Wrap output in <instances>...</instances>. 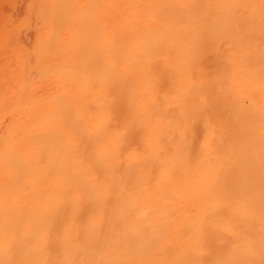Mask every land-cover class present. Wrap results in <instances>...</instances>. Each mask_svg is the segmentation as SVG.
Here are the masks:
<instances>
[{"label": "bare ground", "instance_id": "bare-ground-1", "mask_svg": "<svg viewBox=\"0 0 264 264\" xmlns=\"http://www.w3.org/2000/svg\"><path fill=\"white\" fill-rule=\"evenodd\" d=\"M2 4L0 264H264V0Z\"/></svg>", "mask_w": 264, "mask_h": 264}, {"label": "rangeland", "instance_id": "rangeland-1", "mask_svg": "<svg viewBox=\"0 0 264 264\" xmlns=\"http://www.w3.org/2000/svg\"><path fill=\"white\" fill-rule=\"evenodd\" d=\"M6 0H0V5H1V3L3 2V6H1L3 9L5 8V10H4V12L6 13V14H8L9 12H12V13H9V15L10 16H12V18H13V20H15V18H16V22L17 21H19L21 18H22V16H20V18H19V14L20 15H22L23 14V12H22V9H23V6L25 7L26 5L25 4H27V3H29L31 0H26L25 1V3H23L24 1H22V0H11L10 2H8L7 4H8V6L7 5H5V2ZM17 1H18V4H17ZM27 1H29V2H27ZM21 3H22V9H21ZM11 4H12V6H11ZM13 4H14V8L16 9V13H14L15 11H14V9L12 10V7H13ZM18 6H19V9H17L18 8ZM9 9H8V8ZM8 10V11H7ZM19 10H21V11H19ZM18 11V12H17ZM12 14H14V15H12Z\"/></svg>", "mask_w": 264, "mask_h": 264}]
</instances>
